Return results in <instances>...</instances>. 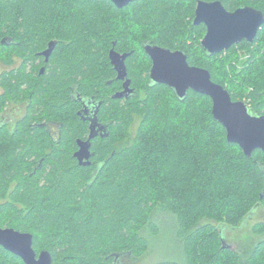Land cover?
Segmentation results:
<instances>
[{
  "label": "trees",
  "instance_id": "1",
  "mask_svg": "<svg viewBox=\"0 0 264 264\" xmlns=\"http://www.w3.org/2000/svg\"><path fill=\"white\" fill-rule=\"evenodd\" d=\"M195 1L133 0L120 9L109 0H0V61L7 66L0 109L29 98L41 120L61 125L58 143L44 127L34 135L25 121L14 132L0 128V227L31 233L35 252L48 250L53 262L129 264L148 251L143 231L158 234L154 214L163 213L174 222L183 264H264V237L241 255L222 247L217 225L200 223L236 228L264 207V152L247 157L228 142L208 96L188 90L181 99L149 78L145 40L182 50L233 100L244 98L252 113L264 115V23L251 43L215 55L200 47L195 57L183 40L205 30L191 23ZM221 1L228 10L247 4L264 13V0ZM50 41L55 46L44 61L38 53ZM112 43L129 52L133 92L125 98L111 97L121 87L108 59ZM72 87L100 99L98 118L107 122L108 135L93 140L87 166L72 156L76 138L88 132ZM252 231L263 235L264 222ZM0 264L24 263L0 246Z\"/></svg>",
  "mask_w": 264,
  "mask_h": 264
},
{
  "label": "water",
  "instance_id": "2",
  "mask_svg": "<svg viewBox=\"0 0 264 264\" xmlns=\"http://www.w3.org/2000/svg\"><path fill=\"white\" fill-rule=\"evenodd\" d=\"M118 8H122L133 0H110ZM244 19L243 26L235 21ZM203 23L206 27L201 39V46L207 55H215L226 51L232 45L245 40L253 42L260 26L264 23V13L251 6H242L233 11L224 8L220 1H199L195 9L193 24ZM1 43L6 44L5 38ZM54 46H49L42 52L46 60ZM144 50L149 55L152 64L149 78L155 84H164L172 88L176 96L184 98L188 90L206 95L210 98L211 113L226 131V139L237 144L243 153L250 157L256 149L264 152V115L254 114L246 102L233 100L228 90L211 79L210 72L202 67L190 65L187 55L182 50H171L152 44H144ZM114 49L109 51V60L117 72V79L123 81L122 89L115 92L113 98L128 97L133 92L131 80L127 77L125 57ZM104 131L102 136L108 135L107 127L99 126ZM97 135L96 123L92 121L88 139H77L79 146L74 153L78 163L83 166L90 164V140ZM253 213V212H252ZM251 214V213H250ZM222 247L233 249L231 244L221 239ZM33 235L21 232L12 227H0V246L18 256L24 264H64L53 262L48 250H41L38 254L33 249Z\"/></svg>",
  "mask_w": 264,
  "mask_h": 264
},
{
  "label": "flooded vegetation",
  "instance_id": "3",
  "mask_svg": "<svg viewBox=\"0 0 264 264\" xmlns=\"http://www.w3.org/2000/svg\"><path fill=\"white\" fill-rule=\"evenodd\" d=\"M199 1H204V2L220 1L221 4L223 5V3H222L221 0H196L195 1V4H194L193 17L191 19V23L192 24H193V19H194V16H195V9H196L197 4H198ZM110 2L112 4H114L112 1H110ZM114 6H116V5L114 4ZM242 6H250V5H247V4L238 5L233 10H235V9H237L239 7H242ZM224 8H225V6H224ZM256 9H258V8H256ZM226 10H228V9H226ZM233 10H228V11H233ZM193 25H195V24H193ZM199 25H202L205 28L204 33L202 34V36L199 39V46L201 48H203L201 46V39H202L203 35L205 34L206 27H205V25L203 23L197 24L195 26H199ZM147 43L148 44H152V45H157V46H160V47H165V46L159 45L157 43H154V42H152L150 40H145V41L142 42V48L144 47V44H147ZM113 45H114V43H112V46L108 50V59H109V51L111 49H114ZM48 46H49V43L46 46V48H44L43 50H41L38 53L40 56L43 57V60L44 61H47V60H46L45 55L42 54V52L44 50H46L48 48ZM54 46H55V42H54ZM54 46H53V48H54ZM165 48H168V49H171V50H178V49H173V48H169V47H165ZM143 50H144V48H143ZM115 51L118 52L119 54H125V53L127 54V56L125 57V60H124V62H125L126 59H127V57L129 56V52H120L118 50H115ZM204 51L206 52L205 49H204ZM144 52H145V50H144ZM206 54H207V52H206ZM148 57H149V55H148ZM109 62H110V60H109ZM151 64H152V61H151ZM125 66H126V64H125ZM112 68H113V66H112ZM43 69H44V66L42 65L40 67L39 72L42 73L43 72ZM113 70L116 73V75H115V78H116L117 72H116V70L114 68H113ZM126 70H127V67H126ZM1 72H2V70L0 71V73ZM126 78H129L128 77V72H127V77ZM118 80L121 81V87H120V89L116 90L115 92H118V91H120L122 89V83H123V81L120 80V79H118ZM1 93H2V90H1V87H0V94ZM113 94H111V97H112ZM71 98H72V100H74V101H76V102L79 103V106H78L77 111H76L77 116L80 118L81 121L86 122L87 123V127H88L87 135L84 138H80V139H82V140L88 139L89 132H90V125H91L92 121L96 123L97 135L90 140V147H89V150H90V153H91V156L89 158V161H90V159L93 156V152H94L92 150V142H93V140L96 139V138H103L102 133L104 131L99 126L100 125L101 126H104L105 125L107 127V122L101 121L98 118V112H99V108H100V105H101L102 101L100 99H96L94 97V95H91V96L83 95V94L79 93L78 91H76V89L74 87H72V89H71ZM122 98H125V97H122ZM29 100H30L29 98L25 99L23 97V98H20L18 101L17 100L7 101L2 106V108L0 109V128L5 129L6 131L14 132L17 129L18 124H20L21 122L24 123V121H25L26 122V125H28L29 128L31 129V133L34 134L35 129L44 127L45 130L47 131L48 136L50 137V139L52 141H54L55 143H58V140L60 138L59 128H61V125L58 124L57 122H53L51 120H41V117L43 115H42V112L40 111L39 105H37L36 103L28 102ZM77 139L78 138H76V140H75L76 148L72 151V156L73 157H75L74 153L79 148V146L77 144ZM50 151H47L46 153L48 154V153H50ZM76 160H77V158H76ZM38 166H40V163L38 164Z\"/></svg>",
  "mask_w": 264,
  "mask_h": 264
},
{
  "label": "rangeland",
  "instance_id": "4",
  "mask_svg": "<svg viewBox=\"0 0 264 264\" xmlns=\"http://www.w3.org/2000/svg\"><path fill=\"white\" fill-rule=\"evenodd\" d=\"M138 31H137V30ZM134 30L141 32V27H134ZM199 33L195 32L193 34L188 33V35L183 36L186 48L193 53L195 57L202 56L201 48L199 46ZM16 65V64H15ZM7 66L0 61V71ZM229 77L231 75H228ZM227 77V76H225ZM228 78V77H227ZM227 84V83H226ZM233 88L235 86L233 85ZM238 91L237 89H234ZM245 102V99H240ZM136 122L131 126L130 131L133 134ZM158 215V216H157ZM154 221L158 223V234L150 235L143 231V234L150 240L149 249L146 253L139 256L133 261H128L129 264H153L161 260H175L179 264H183V256L181 250L180 240L174 235V222H170L168 215L163 213H155ZM257 222H264V207L260 206L251 213L239 227H227L224 224H218L212 220L203 218L200 223H211L222 230L223 237L227 241V244H231L233 249L239 251L241 254L252 246L258 239L264 237L263 235H258L253 233L252 226ZM242 255V254H241Z\"/></svg>",
  "mask_w": 264,
  "mask_h": 264
},
{
  "label": "snow or ice",
  "instance_id": "5",
  "mask_svg": "<svg viewBox=\"0 0 264 264\" xmlns=\"http://www.w3.org/2000/svg\"><path fill=\"white\" fill-rule=\"evenodd\" d=\"M235 23H236L238 26H243V24H244V19L241 18L240 20L235 21Z\"/></svg>",
  "mask_w": 264,
  "mask_h": 264
}]
</instances>
